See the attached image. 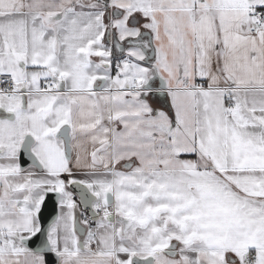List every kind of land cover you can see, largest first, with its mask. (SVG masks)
<instances>
[{
	"label": "snow or ice",
	"instance_id": "obj_1",
	"mask_svg": "<svg viewBox=\"0 0 264 264\" xmlns=\"http://www.w3.org/2000/svg\"><path fill=\"white\" fill-rule=\"evenodd\" d=\"M0 264H264V0H0Z\"/></svg>",
	"mask_w": 264,
	"mask_h": 264
}]
</instances>
